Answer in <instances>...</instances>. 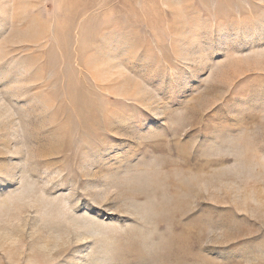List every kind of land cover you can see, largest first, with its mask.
<instances>
[{
  "label": "rangeland",
  "instance_id": "rangeland-1",
  "mask_svg": "<svg viewBox=\"0 0 264 264\" xmlns=\"http://www.w3.org/2000/svg\"><path fill=\"white\" fill-rule=\"evenodd\" d=\"M19 1L0 264H264V0Z\"/></svg>",
  "mask_w": 264,
  "mask_h": 264
},
{
  "label": "bare ground",
  "instance_id": "bare-ground-1",
  "mask_svg": "<svg viewBox=\"0 0 264 264\" xmlns=\"http://www.w3.org/2000/svg\"><path fill=\"white\" fill-rule=\"evenodd\" d=\"M20 2L24 5L23 0H22V1H19V2H17V3H20ZM24 2H25V1H24ZM22 4H20V5H22ZM19 7H21V6H19Z\"/></svg>",
  "mask_w": 264,
  "mask_h": 264
},
{
  "label": "crops",
  "instance_id": "crops-1",
  "mask_svg": "<svg viewBox=\"0 0 264 264\" xmlns=\"http://www.w3.org/2000/svg\"><path fill=\"white\" fill-rule=\"evenodd\" d=\"M40 1V0H39ZM62 2L64 1V0H61ZM88 1H90V2H92V1H95V0H88Z\"/></svg>",
  "mask_w": 264,
  "mask_h": 264
}]
</instances>
